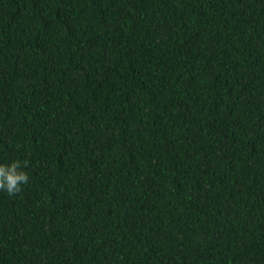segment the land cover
<instances>
[{"label": "trees", "instance_id": "obj_1", "mask_svg": "<svg viewBox=\"0 0 264 264\" xmlns=\"http://www.w3.org/2000/svg\"><path fill=\"white\" fill-rule=\"evenodd\" d=\"M0 264H264V0H0Z\"/></svg>", "mask_w": 264, "mask_h": 264}, {"label": "clouds", "instance_id": "obj_2", "mask_svg": "<svg viewBox=\"0 0 264 264\" xmlns=\"http://www.w3.org/2000/svg\"><path fill=\"white\" fill-rule=\"evenodd\" d=\"M29 165L28 160L13 161L11 164H0V191L9 196H15L23 191V186L29 183V175L23 171Z\"/></svg>", "mask_w": 264, "mask_h": 264}]
</instances>
